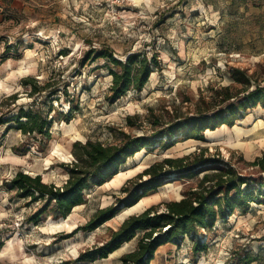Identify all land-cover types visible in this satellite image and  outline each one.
I'll return each instance as SVG.
<instances>
[{
	"label": "rangeland",
	"instance_id": "374dc122",
	"mask_svg": "<svg viewBox=\"0 0 264 264\" xmlns=\"http://www.w3.org/2000/svg\"><path fill=\"white\" fill-rule=\"evenodd\" d=\"M107 48L122 62L131 54H146L151 59L157 53L162 70L153 79L151 75L141 93L132 90L110 104L112 65L89 56L93 50ZM233 68L253 76L249 91L255 89L256 80L264 86V0H129L122 6L112 0H0V119L12 121L0 126V264H121V257L137 249L145 232L124 243L129 246L113 260H75L86 250L104 245L110 230L119 229L129 217L186 198L200 188L204 174L191 179L174 174L173 185L148 195L160 193L162 197L144 210L129 212L120 224L108 221L94 232H76L99 210L115 204L129 180L166 158L191 156L193 160L204 152L209 163L198 171L214 173L227 169L231 161L240 172L246 167L237 164L240 157L252 162L264 153L256 139H251L256 146L250 150L230 146L225 138L210 141L217 133L207 131L204 141H182L166 151L144 149L120 168V173L129 171L121 188L109 181L86 191V203L73 210L63 229L53 224L69 216L56 219L46 213L38 224L29 222L42 205L27 206L29 200L17 197L7 184L22 171L63 186L69 178L65 166L75 161L74 143L91 139L117 144L120 131L150 135L154 132L148 122L150 114L164 122L193 116L202 97L210 100L215 90L227 86L240 88L230 74ZM29 78L45 91L37 93L24 85ZM20 109L52 121L50 136L19 130L13 119ZM135 115L139 116L137 126L130 129L126 118ZM258 120H264L261 106L240 116L234 127H222L248 130ZM263 206L251 203L248 213L237 210L226 223L219 221L212 231L199 232L196 239L207 245L206 252L195 254L186 237L179 246L170 244L157 252L151 264H264Z\"/></svg>",
	"mask_w": 264,
	"mask_h": 264
},
{
	"label": "trees",
	"instance_id": "16d2710c",
	"mask_svg": "<svg viewBox=\"0 0 264 264\" xmlns=\"http://www.w3.org/2000/svg\"><path fill=\"white\" fill-rule=\"evenodd\" d=\"M90 55L97 59H106L112 65L109 72L113 80L107 97L110 104H115L132 90L141 93L151 75L162 70V62L157 53L151 59L146 54H131L125 62L115 59L114 51L110 48L93 50L89 52ZM230 74L240 88L227 86L215 90L210 100L202 97L201 107L193 116H177L172 121L164 122L160 117L150 114L148 122L154 128L150 135L132 136L120 131L121 139L117 144L106 145L91 139L85 143H74L72 153L75 161L65 166L69 178L61 187L45 183L41 175L32 177L22 171L18 172L7 184L16 192L17 197L29 200L27 206L36 203L42 205L28 221L38 224L46 213H51L56 219L67 218L74 208L86 203V191L102 187L111 181L120 173V168L127 164L128 159L144 149L153 150L160 147L166 151L182 141H204L206 131H214L224 125L234 127L238 118L250 109L259 106L264 108V86L256 80L255 89L249 91L253 76H249L247 71L240 68H233ZM23 83L32 86L37 93L45 91L31 78L25 79ZM71 113L72 110L66 115L67 121L71 120ZM22 118L27 121H20ZM137 120L138 115L128 116L127 127L135 128ZM13 121H16L19 130L26 134L50 136L52 121L40 118L33 112L20 109ZM11 122L0 119V126ZM207 163L209 162L204 158V152L195 155L193 160L191 156L166 158L129 180L121 189L123 196L119 197L115 204L99 210L76 232L96 231L114 219L123 209L137 205L150 193H156L158 189L172 184L174 174L181 179H191L204 174L198 190L191 191L181 201L152 206L139 215L129 217L119 229L110 230V239L104 245L86 250L75 262L107 259L124 243L133 240L139 232L145 233L139 240L137 249L123 255L121 264H151L160 247L167 244L179 246L186 237L193 243L195 254L206 252L207 245L196 239L199 232L212 231L219 221L226 223L237 210L248 213L251 203L264 204V153L255 156L252 162L245 161L243 156L240 157L237 164L246 165L240 172L231 166V161L227 169H215L214 173L197 170ZM166 180L169 181L166 183ZM162 207L165 209L162 210ZM2 247L3 243L0 241V249Z\"/></svg>",
	"mask_w": 264,
	"mask_h": 264
},
{
	"label": "bare ground",
	"instance_id": "6f19581e",
	"mask_svg": "<svg viewBox=\"0 0 264 264\" xmlns=\"http://www.w3.org/2000/svg\"><path fill=\"white\" fill-rule=\"evenodd\" d=\"M31 56H32V53L29 50L28 51V58H31ZM154 76H155V73L152 74V79L154 78ZM231 129L232 128L221 127L218 132L207 131V134L217 133V135L210 137L209 140L210 141H217V140L220 141V140H222L221 138H225L224 142L228 143L230 146L244 147V148L248 147L250 150H253L255 148L256 144L252 140L256 139V140H258V145L260 144V145L264 146V120H258L252 129L246 130L243 128H239V126L235 129H232V130ZM244 140H247V141H244ZM188 143H197V142L195 140H190ZM128 174H129V171H124V169H123V171L120 174H118L117 176H115L109 183L114 188L119 189L124 184V181H125L126 177L128 176ZM171 185H173V184H171ZM167 186H170V185H167ZM97 188H101V187H97ZM161 197L162 196L160 193L145 197L136 206H134L132 208H128L125 211H123L122 213H119L114 219H112L108 223L112 222V223L120 224L129 212L144 210L147 206H150L155 200L161 199ZM82 206H78V207L74 208V211L79 210ZM263 209H264V206H263ZM72 215L73 214H70L68 219H63L61 222L53 224V227L56 229H63V226L65 225V223H67L68 221H70V219H72ZM128 246H129V244H124L122 250H120L117 254H113V253L110 254V257L106 260L107 261L113 260L114 257H116V255H118L121 251L127 249Z\"/></svg>",
	"mask_w": 264,
	"mask_h": 264
},
{
	"label": "built area",
	"instance_id": "2783aa9c",
	"mask_svg": "<svg viewBox=\"0 0 264 264\" xmlns=\"http://www.w3.org/2000/svg\"><path fill=\"white\" fill-rule=\"evenodd\" d=\"M112 2L115 6H122L124 4H127L129 0H112Z\"/></svg>",
	"mask_w": 264,
	"mask_h": 264
},
{
	"label": "crops",
	"instance_id": "0c3cea01",
	"mask_svg": "<svg viewBox=\"0 0 264 264\" xmlns=\"http://www.w3.org/2000/svg\"><path fill=\"white\" fill-rule=\"evenodd\" d=\"M169 245H170V244H167V245H165V246L160 247V249L158 250V252L161 251L162 249L166 248V247L169 246Z\"/></svg>",
	"mask_w": 264,
	"mask_h": 264
}]
</instances>
